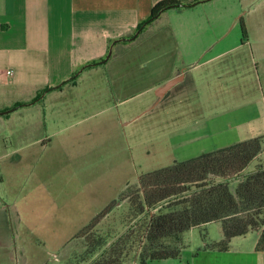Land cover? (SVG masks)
<instances>
[{"label": "crops", "instance_id": "crops-1", "mask_svg": "<svg viewBox=\"0 0 264 264\" xmlns=\"http://www.w3.org/2000/svg\"><path fill=\"white\" fill-rule=\"evenodd\" d=\"M161 1L0 0V133L4 124L22 121V134H34L39 142L45 130V138L58 133L50 132L62 120L53 116L55 111L66 108L73 116L98 105L111 111L124 106L131 93L152 92L156 98L146 101L163 106L159 124L175 125L169 134L174 165L263 137L264 0H206L193 8L171 9L137 39L121 41ZM160 35L165 37L155 42ZM148 41L152 49L143 55L139 49ZM162 42L170 45L167 56ZM85 77L91 79L84 84ZM147 77L149 84L142 85ZM68 89L87 93V100L67 107L62 100ZM170 95L171 104H165ZM261 163L264 146L233 186ZM263 234L264 227L235 238L221 252L209 248L224 239L222 225L211 223L183 235L180 258L148 264H264V248L258 249Z\"/></svg>", "mask_w": 264, "mask_h": 264}, {"label": "rangeland", "instance_id": "rangeland-1", "mask_svg": "<svg viewBox=\"0 0 264 264\" xmlns=\"http://www.w3.org/2000/svg\"><path fill=\"white\" fill-rule=\"evenodd\" d=\"M151 47L148 41L139 51L147 55ZM161 47L167 56L170 45L162 42ZM90 79L85 77L84 84ZM95 80L91 84L96 85ZM148 84L147 77L142 85ZM80 91L64 93L67 107L87 100V93ZM130 95L124 106L111 111L98 105L73 116L66 108L53 112L62 120L50 132L58 133L45 138V130L39 142L34 134H22V121L1 127L0 264H94L98 254L90 252L101 255L124 238L123 264H138L150 217L160 211L138 217L129 202L119 201L139 186L143 175L174 165L169 134L175 125L159 124L163 106L146 101L156 98L152 92ZM171 95L165 104H171ZM140 102L145 105L138 106ZM114 203L107 218L78 240L79 233ZM92 243L105 246L97 250Z\"/></svg>", "mask_w": 264, "mask_h": 264}, {"label": "trees", "instance_id": "trees-1", "mask_svg": "<svg viewBox=\"0 0 264 264\" xmlns=\"http://www.w3.org/2000/svg\"><path fill=\"white\" fill-rule=\"evenodd\" d=\"M206 0H163L152 10L129 39H137L162 14L171 9H188ZM243 39L248 40V30L241 19ZM139 32V35L136 34ZM108 59V57H107ZM107 61L97 62L89 67L99 66ZM78 75L69 82L75 81ZM38 98L36 101H39ZM20 104L10 110H16ZM264 136L244 141L214 152L179 162L175 165L143 175L139 186L132 187L120 198V203L128 201L131 211L138 217L149 215L150 222L142 238V249L138 264L149 261L178 259L184 249L182 237L194 228H202L211 223L222 225L224 239L209 246L217 251H227L233 239L243 237L264 227V164L249 174L233 191V182L238 180L250 164L263 152ZM114 203L85 227L77 239L91 233L115 207ZM164 209V210H159ZM203 230V239L206 240ZM99 249L105 244L90 245ZM126 238L116 242L104 253L98 254L94 264H123L127 252ZM264 248V234L258 249Z\"/></svg>", "mask_w": 264, "mask_h": 264}, {"label": "water", "instance_id": "water-1", "mask_svg": "<svg viewBox=\"0 0 264 264\" xmlns=\"http://www.w3.org/2000/svg\"><path fill=\"white\" fill-rule=\"evenodd\" d=\"M138 35H139V32L136 34V36H138ZM113 46H114V44L111 46L110 52H109V54H108V58L111 57V55H112V53H113ZM7 113H8V112L1 113V114H7Z\"/></svg>", "mask_w": 264, "mask_h": 264}, {"label": "built area", "instance_id": "built-area-1", "mask_svg": "<svg viewBox=\"0 0 264 264\" xmlns=\"http://www.w3.org/2000/svg\"><path fill=\"white\" fill-rule=\"evenodd\" d=\"M11 74V72H9Z\"/></svg>", "mask_w": 264, "mask_h": 264}]
</instances>
